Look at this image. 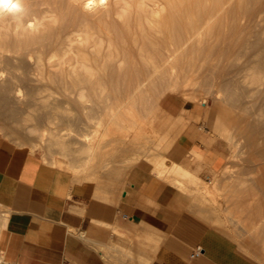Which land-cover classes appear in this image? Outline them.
Segmentation results:
<instances>
[{"label": "rangeland", "instance_id": "1", "mask_svg": "<svg viewBox=\"0 0 264 264\" xmlns=\"http://www.w3.org/2000/svg\"><path fill=\"white\" fill-rule=\"evenodd\" d=\"M135 3L121 0L126 9L117 11L123 20L114 13L113 39L117 45H131L133 37L140 43L159 40V59L168 52V61L158 89H86L80 99L76 89L51 88L41 92L46 103L29 107L26 96L40 76L28 56L29 67L23 63L13 73L22 79L23 88L16 77L21 100L0 105V141L32 153L29 147L42 135L45 148L33 154L52 166L54 158L61 162L55 167L69 172L75 185L99 186L114 174L123 182L130 173L158 177L245 257L264 263V0H145L142 10L149 14L138 32L134 21L142 10ZM125 19L133 24L131 32L122 28ZM1 64L0 83L13 75ZM43 113L54 114L51 123ZM228 122L235 128L230 138L224 136ZM127 126L132 129L124 136ZM91 137L100 147L90 158L84 145ZM209 154L216 157L210 161ZM207 163L215 171L204 177Z\"/></svg>", "mask_w": 264, "mask_h": 264}, {"label": "crops", "instance_id": "2", "mask_svg": "<svg viewBox=\"0 0 264 264\" xmlns=\"http://www.w3.org/2000/svg\"><path fill=\"white\" fill-rule=\"evenodd\" d=\"M101 182L75 185L69 172L0 141V264H264L158 177Z\"/></svg>", "mask_w": 264, "mask_h": 264}, {"label": "bare ground", "instance_id": "3", "mask_svg": "<svg viewBox=\"0 0 264 264\" xmlns=\"http://www.w3.org/2000/svg\"><path fill=\"white\" fill-rule=\"evenodd\" d=\"M129 1L131 3V0ZM83 2L84 0H22L24 13L21 20H17L11 15L0 16V65H2L1 63H4L7 67V70L9 71L8 73L13 74L15 70L18 71V69H20L19 67L26 61L25 59H27L28 56H31L33 57L34 63L33 61H31L33 63V65L31 66L33 68L31 66L30 67L34 69V73L36 71L40 76V78L34 84V87L33 84H31L33 90L32 92L29 91L30 94H27V100L25 101V99L22 98L23 101L27 102V105L29 107L32 105L35 106L38 103H46L47 97L42 95L43 93L41 94V92L50 90L51 88H70L72 90L76 89L78 90L77 92H79L76 93L78 95V98L82 99L85 96L82 91L86 89L104 90L107 87L115 86L124 89H135V91L137 92V90L139 89H156L157 87H159V71L164 68L166 62L168 61V58L165 57L168 52L165 55L163 54L164 57L159 59V56L161 55H159V52L161 51L159 49V40H148V43H140L139 41L141 40L138 41L135 37H133V40L130 39L132 40L131 45H128L127 43H124L123 45H117V43L113 39L116 27V25L114 27L115 22L113 21V16L114 13H116L117 15L120 14H118L117 12L119 9H122L124 11L126 9L124 7L125 5L122 6L120 4L121 0H106V5L104 7H99L93 11H88L83 8ZM136 2L137 4H135L137 6V9L140 8L139 10H142L145 4V0H136ZM148 14L149 13L145 10L137 13L134 21L137 28L136 32H138V30L143 31L141 20L145 17L147 18ZM152 15L157 17V11H153ZM253 15L254 14H252V16ZM252 16L251 18L253 19ZM121 17V20H123L124 17L119 15V18ZM120 22L121 25L123 24L122 28H126L125 31L127 30L128 32H131L133 24H131L130 19H125L123 22ZM120 33L122 34V37L125 36L124 31L120 30ZM156 33L158 34L159 31H156ZM128 35L130 34L128 33ZM25 65L26 64L24 63V66ZM24 66L22 65V67ZM27 66L28 65H26L25 67ZM2 67L3 66H1L0 68ZM25 67L23 69H26ZM257 67L258 65L245 69L247 71L248 69H257ZM261 69L262 67L258 70L260 71ZM29 70V68L28 70L26 69L27 72ZM3 71L1 70V73ZM19 71L21 72V70ZM5 72L7 71L5 70ZM32 72L33 70L28 73ZM162 72L164 71L162 70ZM13 75V77L10 76V78L8 75L7 79L4 77V79L0 83V105H4L8 101L11 103L12 100H14L15 102H19L21 100L22 89L20 90L19 88H17V85L18 87L23 88V84L21 85V82L19 83V81H21L22 79L19 80V78H21H18L19 74H17L18 76H15V74ZM20 75L22 76V74ZM25 75L23 74V76ZM16 77L18 78V80ZM36 77L38 78L37 75ZM27 79H29V77ZM16 80L21 86H19V84L16 85ZM24 80L23 82H25ZM168 82L166 84H169ZM226 84H224V86ZM10 103H8L9 106L13 105L12 103ZM8 104L6 106H8ZM9 114L11 115L13 114V112L10 111ZM43 114H45L44 117L49 121V123H51L50 119L53 118V113ZM111 116H113V114ZM58 117L59 116H57L56 118ZM36 118L38 117H35V119ZM228 118L229 116L227 117V119ZM41 122L39 121V123ZM228 124L229 125L226 124L227 127L224 135L227 137H229L230 135L232 136L231 131L235 129L234 128L231 130V124L229 122ZM236 124L237 122L235 123V125ZM56 126L58 127V125ZM131 129L132 128L129 126L125 127L123 129L126 132L124 136H127ZM45 140L41 135L40 142L29 147L30 151L32 153L40 152L41 149L45 148V146H43L44 144L42 145L44 148H41V142H45ZM122 143L123 141L121 142V144ZM95 144L94 138L92 139L91 137L89 142L84 145L85 153L89 157L92 155L94 149L100 147L99 143L97 145ZM51 162L53 165L55 164L59 167L62 165V163L55 160V158L52 159ZM72 169L75 170L76 168L72 167ZM258 184H260V182ZM263 184L264 182L262 183V185Z\"/></svg>", "mask_w": 264, "mask_h": 264}, {"label": "clouds", "instance_id": "4", "mask_svg": "<svg viewBox=\"0 0 264 264\" xmlns=\"http://www.w3.org/2000/svg\"><path fill=\"white\" fill-rule=\"evenodd\" d=\"M106 0H84L83 8L93 11L96 8L104 7ZM24 13L22 0H0V16L11 15L17 20H21Z\"/></svg>", "mask_w": 264, "mask_h": 264}, {"label": "built area", "instance_id": "5", "mask_svg": "<svg viewBox=\"0 0 264 264\" xmlns=\"http://www.w3.org/2000/svg\"><path fill=\"white\" fill-rule=\"evenodd\" d=\"M3 214V212L0 210V215H2Z\"/></svg>", "mask_w": 264, "mask_h": 264}]
</instances>
